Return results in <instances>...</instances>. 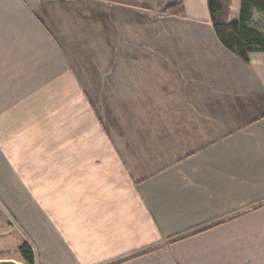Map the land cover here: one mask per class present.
Masks as SVG:
<instances>
[{
	"label": "crops",
	"instance_id": "0c3cea01",
	"mask_svg": "<svg viewBox=\"0 0 264 264\" xmlns=\"http://www.w3.org/2000/svg\"><path fill=\"white\" fill-rule=\"evenodd\" d=\"M156 2L0 0V201L34 264H264V52Z\"/></svg>",
	"mask_w": 264,
	"mask_h": 264
},
{
	"label": "trees",
	"instance_id": "16d2710c",
	"mask_svg": "<svg viewBox=\"0 0 264 264\" xmlns=\"http://www.w3.org/2000/svg\"><path fill=\"white\" fill-rule=\"evenodd\" d=\"M208 6L215 31L228 49L245 61L253 52H264V33L252 25L254 13H264V0H208ZM164 12L184 15L185 0H174ZM18 252L26 264H34V250L28 241Z\"/></svg>",
	"mask_w": 264,
	"mask_h": 264
},
{
	"label": "rangeland",
	"instance_id": "374dc122",
	"mask_svg": "<svg viewBox=\"0 0 264 264\" xmlns=\"http://www.w3.org/2000/svg\"><path fill=\"white\" fill-rule=\"evenodd\" d=\"M155 1L159 4L161 3L162 7L163 5L165 7L174 0ZM252 25L264 33V13L256 11L252 18ZM111 105L113 104L109 103V106ZM113 106H115V104ZM9 225L11 224L6 215L4 203L0 201V246H3V249H0V264H26L22 255L18 252L19 247L22 246L24 240L16 230L14 234Z\"/></svg>",
	"mask_w": 264,
	"mask_h": 264
}]
</instances>
